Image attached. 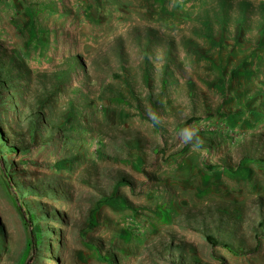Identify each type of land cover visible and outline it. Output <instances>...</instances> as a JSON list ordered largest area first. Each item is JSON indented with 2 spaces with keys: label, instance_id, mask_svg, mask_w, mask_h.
Wrapping results in <instances>:
<instances>
[{
  "label": "rangeland",
  "instance_id": "374dc122",
  "mask_svg": "<svg viewBox=\"0 0 264 264\" xmlns=\"http://www.w3.org/2000/svg\"><path fill=\"white\" fill-rule=\"evenodd\" d=\"M0 264H264V0H0Z\"/></svg>",
  "mask_w": 264,
  "mask_h": 264
},
{
  "label": "clouds",
  "instance_id": "9594fccd",
  "mask_svg": "<svg viewBox=\"0 0 264 264\" xmlns=\"http://www.w3.org/2000/svg\"><path fill=\"white\" fill-rule=\"evenodd\" d=\"M193 135H194L193 132H190V131H187V130H185V132H184V138H185L186 141L191 140Z\"/></svg>",
  "mask_w": 264,
  "mask_h": 264
}]
</instances>
